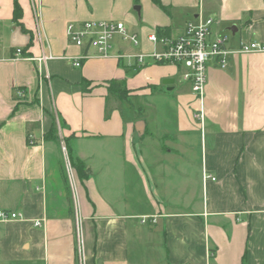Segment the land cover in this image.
<instances>
[{
    "label": "crops",
    "instance_id": "obj_1",
    "mask_svg": "<svg viewBox=\"0 0 264 264\" xmlns=\"http://www.w3.org/2000/svg\"><path fill=\"white\" fill-rule=\"evenodd\" d=\"M159 1L169 13L152 0H20V26L0 0V209L22 215L0 222V264H264V51L208 63L203 122L184 74L177 85L183 67L134 58L161 50L158 30L208 19L229 51L264 46V0ZM90 21L123 22L139 43L116 35L111 57L76 68L68 58L86 49L67 27ZM139 97L137 118L123 104Z\"/></svg>",
    "mask_w": 264,
    "mask_h": 264
},
{
    "label": "built area",
    "instance_id": "obj_2",
    "mask_svg": "<svg viewBox=\"0 0 264 264\" xmlns=\"http://www.w3.org/2000/svg\"><path fill=\"white\" fill-rule=\"evenodd\" d=\"M216 24L213 19H208L199 24H189L181 34L176 37H159L157 34L149 36V41L161 50H155L149 54H139L134 56L139 66L146 65V61H151L157 65H177L185 69L183 79L191 84L192 92L200 102V108L196 112V118L203 122L204 114V95L207 84L208 63L212 60L218 62L220 68L224 69L227 65L228 56L232 54H250L264 51V46L254 42L241 43L238 51H229L225 44L227 38L224 36L212 35V28ZM116 35H120L124 41H129L137 46L139 41L136 34L128 32L123 22H84L82 24L71 23L67 27V36L69 41L80 49H86V52L77 57H69L72 65L80 68L87 60L94 58L111 57L112 40ZM23 51L17 49L16 60L22 58ZM54 59L51 55H42L35 58L41 64H46L48 60ZM22 93H19L21 96ZM62 151L65 157L67 149L62 144ZM68 161V160H67ZM68 171L72 175V168L68 162ZM206 179L216 181L215 177L206 176ZM22 218V215L16 212H8L0 209V222L15 221ZM142 223H147L149 217H142ZM155 222V220H153ZM36 226H41L37 221ZM80 235V227H78ZM82 263V260L80 261Z\"/></svg>",
    "mask_w": 264,
    "mask_h": 264
},
{
    "label": "trees",
    "instance_id": "obj_3",
    "mask_svg": "<svg viewBox=\"0 0 264 264\" xmlns=\"http://www.w3.org/2000/svg\"><path fill=\"white\" fill-rule=\"evenodd\" d=\"M138 2L139 0H135ZM156 3L163 11L169 13L168 9L163 6L159 0H152ZM24 16L23 8L21 6L20 0H14V9H13V21L15 24L22 26V19ZM157 35L159 37H168L169 31L158 30ZM108 92L112 95L118 96L121 100H128L129 91L122 81L112 80L108 82ZM62 124V123H61ZM45 138L47 140H58V131L56 126H54L49 133L46 134ZM65 146L67 149L68 158L70 160L72 168L75 170L77 176L81 181L86 180L88 178V171L84 162L77 159L72 150L71 143L69 139H64Z\"/></svg>",
    "mask_w": 264,
    "mask_h": 264
},
{
    "label": "rangeland",
    "instance_id": "obj_4",
    "mask_svg": "<svg viewBox=\"0 0 264 264\" xmlns=\"http://www.w3.org/2000/svg\"><path fill=\"white\" fill-rule=\"evenodd\" d=\"M227 35L229 36L230 33L227 32ZM157 65V64H154ZM170 66V65H169ZM184 73L181 72L179 77L177 78V85L182 81L180 78L182 77ZM161 104L159 105V107ZM166 106V105H165ZM123 109L128 115H134L137 118L143 117L144 115V110H145V100L144 98H134L132 99L129 103L124 102L123 104ZM162 107H160V110Z\"/></svg>",
    "mask_w": 264,
    "mask_h": 264
},
{
    "label": "water",
    "instance_id": "obj_5",
    "mask_svg": "<svg viewBox=\"0 0 264 264\" xmlns=\"http://www.w3.org/2000/svg\"><path fill=\"white\" fill-rule=\"evenodd\" d=\"M173 83H174V80H172V79H166V80H164V82H163L164 85H171V84H173Z\"/></svg>",
    "mask_w": 264,
    "mask_h": 264
}]
</instances>
